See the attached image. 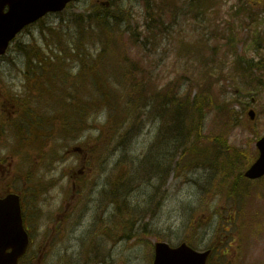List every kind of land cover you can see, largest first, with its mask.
I'll return each mask as SVG.
<instances>
[{"label":"rangeland","instance_id":"obj_1","mask_svg":"<svg viewBox=\"0 0 264 264\" xmlns=\"http://www.w3.org/2000/svg\"><path fill=\"white\" fill-rule=\"evenodd\" d=\"M108 1L81 0L73 5L68 13L62 15V18L52 16L46 20L47 23L44 25L48 28H56L57 31H62L64 35H67L72 16L85 11V14H88L91 5L96 3L101 6L104 5L101 2ZM113 3L114 0H111L108 5H105L111 6V12L118 9ZM183 3L184 1H180V4L183 5ZM241 5L243 3L240 0L202 2V6L207 9L215 8L214 10L209 9L210 17L214 19L220 17L227 19L228 15L234 11V7ZM124 6L137 12V19L130 27L133 34L137 33L139 27L145 26L147 21L140 7L142 0H125ZM175 8L178 9L179 6L176 4ZM259 15L258 19L263 18L264 20V9L259 12ZM165 18L168 25L174 23V20L167 14ZM176 22L177 26L173 28L175 31L171 28L170 31L174 32L170 34L167 32L155 38L149 35V39L143 42L145 47L143 51L138 45L128 46L132 60L141 71V74H136V77L142 78L145 83L142 88H137L140 92L139 102L143 105V110L136 109L135 112L134 109L130 115L126 116L122 122L124 124H110L106 128L104 123L107 115L110 114V108L105 107L103 111L89 119L96 126L92 131L84 133L81 139L73 141L60 139L56 143L51 134L46 138L42 137L43 141L49 139L51 141H48L44 147L37 144V150L33 152L28 168L24 162L29 159L30 154L22 155L18 152L23 144L15 141L14 135H8V131L14 134L13 122L19 123L18 104H15L13 93L9 90L12 88L20 92L23 83L21 72L24 70L25 60L23 54L17 51L16 45L29 44L34 39L43 45L41 28L36 26L31 28V31L30 29L25 31L12 44L9 53L0 58V119L5 124L2 128L4 133L0 134V193L15 190L22 195L26 225L35 243L25 264H69L70 261L72 264L84 263L88 247L81 240L85 238L83 236L85 232H88V227L91 228L95 213L103 209L106 200H110L105 194L106 191L111 190V185L107 187V180L110 183L115 181L118 196L117 204L109 208L113 213L110 215L108 224L115 232L112 241L107 236H102L103 244L101 245L104 252L107 249L111 251L105 261L97 264H150L152 244L160 240L176 247L186 239L190 241L189 233L193 237L192 246L201 251L211 246L212 243L220 246V252L225 250V245L232 247L226 259L218 257L214 264H264V181L251 186L243 180L237 181L236 184L231 181L227 183L226 187L232 189V196L238 199L254 187L252 202L245 205V210L252 214L246 215V227L241 231L244 222L239 224L236 220L233 211L234 204L220 196L210 199L211 192L207 188H215L217 184L214 182L212 184L211 171H207L209 168L199 167L198 170L189 174L186 168L181 169L178 164L183 160L181 154L183 148L180 144L168 142L165 137L168 136L166 122L163 123L159 118L149 117L153 114L144 109L145 100L149 98L152 104L155 101L152 93L161 92L165 88L170 89L168 91L172 97L176 95L179 98L188 93L193 98L201 92V96L205 98L204 94L207 91L199 87V83L205 82L206 67H210L211 64H204L207 55L205 52L203 54L198 52L196 48L199 37L202 35V28L192 20L184 21V17H178ZM261 29L264 32V23ZM72 30L78 37L77 29ZM44 32L46 37L51 38L49 29ZM241 37L244 40L248 38L246 33ZM124 41L127 42L129 39L124 38ZM212 44L219 45L215 41H212ZM114 51L118 54L122 52V50ZM240 52L252 56L254 51L240 43L236 49L230 51V54L233 56ZM219 55L221 60L212 62L214 66H219L222 60L229 57L228 50L222 49ZM114 57L119 60L118 57ZM88 71L91 73L90 69L85 70L87 81L89 80ZM228 71L232 74L236 73L232 62ZM231 73L228 77H226L227 73L218 77L229 78ZM237 73L240 74V72ZM128 74L134 75L135 72H128ZM256 77L258 78L257 75ZM259 77L262 83L259 79L252 82L239 76L241 85L239 87L230 79L216 83L211 90L216 96L218 95L219 104L223 108L224 106L231 108L232 113L238 118V123L230 120L227 125L224 113L218 114L214 108L204 121L203 130V137L216 131L217 133L227 131L226 139L229 144L238 150H247L250 160L256 154V138L264 136V74ZM124 79L125 76L122 73L120 81ZM184 79H191L192 82L188 83L184 90H180L178 89L179 84ZM174 87L177 89L172 90ZM116 88L121 91L125 102V90H122L119 85ZM153 88H155L154 91H152ZM88 90L86 89L84 93L86 102H89ZM253 92L258 94V97ZM253 97L256 99L254 103H252ZM45 103L49 104V102ZM101 107L102 105L97 108ZM250 109L256 112L254 121H251L248 115ZM139 117L143 123L138 119ZM42 132L43 135L48 134L47 129ZM28 140L27 137L26 142ZM205 142L208 140L206 139ZM51 146L56 148L59 155L65 159L60 162L63 167L60 166L53 174L55 179H51ZM75 147L80 148L81 152H75L77 151ZM108 151H110L109 155L106 154ZM150 155L151 163L147 159ZM174 155L176 156L173 157ZM166 160L171 161V167L166 183L162 185L163 181L152 179L155 173L151 170L154 168L153 163L163 166ZM247 163L248 161L245 163L240 161L232 178L239 179L238 174ZM23 164V173H21L19 166ZM31 171L34 172V178L29 177ZM62 171H64V176H62ZM160 173L165 175L164 171ZM71 180L75 182L76 188H73ZM55 183L57 184L54 188ZM84 185L87 187L83 196L85 201L89 200V205L87 204V210L83 211L82 226L77 228L72 224L75 223L74 216L80 214L83 206L79 208L78 213H76L78 209L74 210L76 212L73 214L72 221L56 231L51 241L53 222L46 221L47 217L52 211H64L66 209L65 195L78 197L82 193L79 188L83 189ZM194 213H198V216L193 215ZM254 214L258 219L256 223H252L251 219ZM195 216L196 223L191 226L192 221L196 219ZM200 227H202L201 231L197 232ZM195 232L198 233L197 236L194 235Z\"/></svg>","mask_w":264,"mask_h":264},{"label":"trees","instance_id":"obj_2","mask_svg":"<svg viewBox=\"0 0 264 264\" xmlns=\"http://www.w3.org/2000/svg\"><path fill=\"white\" fill-rule=\"evenodd\" d=\"M195 1L196 0L191 1L192 6H194ZM158 8L161 9L162 6H158ZM201 14L206 17L205 12L199 11V15ZM159 20L160 23L158 26L162 29L165 28V23L162 22V14H159ZM115 22H117V20H115ZM96 28L97 30L90 27L87 30L83 29V37L85 40L87 37L93 38L96 35L100 36V39L107 41L103 45L104 52L108 49L110 42H112L113 44L115 43V41H111V37H115L117 31H119L120 28L115 29L112 25H109V22L106 20V18H103L100 20V22H97ZM153 37L155 38V35H153ZM137 40H139V37H137ZM63 44V42H59L58 48L64 52V55L53 53V57L46 56L40 49H38L34 51V57H32L30 53L26 51V55L28 58L26 67H28L29 71H31L33 80L29 81V91L28 94H26V96L24 97V100L26 102L24 107L25 110L21 113L20 116H22V120H25V123L29 126L33 124L31 119H29V116L31 115V100L34 96H36L40 100H57L59 98H63L59 95L58 90L59 87H65V83L57 84L58 80L51 78V75L57 76L61 74L60 71L51 70L55 68L64 69V67L66 66V60H68L67 57L72 55L69 49H66L62 46ZM113 47V49H120L118 43ZM196 48L198 52L203 54L204 51L209 48V43L208 41L201 39L200 41H198ZM81 49H83L84 51L88 49V47H86V45L82 43L72 50L78 52L81 51ZM102 57L103 54L97 61H95V64L87 66L88 69L91 70V72L95 71L96 69L99 71V79L97 80L98 88L91 95H88L87 98L89 102H85L84 106L79 105L78 108L82 109L83 106L82 111L84 110L86 119H88L92 111L98 112L101 109L104 110L105 107H109L110 114L108 115V121H111L110 123L112 124L119 125L125 120L126 116L131 114L134 109L135 112L136 109H142L143 105L139 102L140 92L137 88H142L145 83L142 78H137L136 75L126 74L122 85L126 93L125 96L127 104H123L122 100L125 98L123 95H121V91L118 89H114V86L112 85V83H110L112 82L111 76H114L113 80H115L117 84L121 82V72L118 68H122L123 64L120 63L119 60L115 57H112L110 61H108V63L102 64ZM206 69L207 78H205L206 80L204 83H199V87H202L205 91H207L206 94L203 93L205 98L201 96V92H199L198 96H195L194 98H191L190 94L188 93L182 95L179 98L176 95H173L172 97V95L168 91L170 90L169 88H165L161 92L154 91L155 88H153L152 91L154 92L152 93V95L155 98V101L150 104V101L148 100L149 98H147L145 100L144 109H147L148 112H151L150 114L165 115L168 117L165 120L167 124L166 130L168 131L167 140L169 142H174L175 144H180V147L183 148L181 153L183 160L178 164L179 166H181V169L186 168L187 170H189L197 168L201 163L204 164L207 160L210 163L214 162L213 166L216 168H221L223 171L225 169H231L232 173H235L237 164L240 163V161H243V163L248 161V152L245 150H238L230 145L228 140L226 139L227 131L226 133L225 131L221 133H217L216 131L213 134H210L208 136L204 135L205 137H203L204 121L210 114L211 110H213L214 108L218 114L224 113V118L227 122V125L230 120H234V123H238V118H236V115L232 113V110H228L227 112V110H225L226 107L224 106L225 108H223V106L219 104L218 97L215 95L214 91L211 90L214 85L213 69L208 67ZM109 71L113 72H111L110 74ZM88 73L90 74L89 71ZM61 84L63 86H61ZM175 88L177 89V87H174L172 88V90ZM64 91L65 90H63V92ZM100 105H102V107L97 108V106ZM174 107V112H170V110L172 111ZM68 108L72 109L67 112L70 118L74 116L75 110L73 108L75 107L70 104ZM65 116L66 114L61 112L59 118L58 113L55 112L52 115V120L59 121L60 123H66ZM172 116H174V118ZM138 119H140V117ZM38 136L39 137L37 140V144H39L40 147H44L46 145V141L42 140V137L44 136L41 135L40 132L38 133ZM206 139L208 140V142H205ZM30 141L32 140L29 139L28 142ZM219 149H223L226 152L221 153L218 151ZM175 156L176 155H174L173 157ZM167 165L168 167H171L170 160L169 162H167ZM241 173L242 172L240 171L239 174ZM239 215L240 219H237L236 217L238 223H245L247 217H243L242 211ZM251 219L252 223H256L258 220L255 214L252 215ZM243 229L244 228L242 226L240 230L243 231Z\"/></svg>","mask_w":264,"mask_h":264},{"label":"water","instance_id":"obj_3","mask_svg":"<svg viewBox=\"0 0 264 264\" xmlns=\"http://www.w3.org/2000/svg\"><path fill=\"white\" fill-rule=\"evenodd\" d=\"M74 0H50L44 6H25L31 10L30 15H35L30 20L39 17L42 11L62 10L65 5ZM13 9L11 19L15 22V31L13 33H3L4 19L0 17V53H2L7 42L13 37L14 33L23 26L20 19L18 20V11L21 6H11ZM19 27V28H18ZM254 118V112H251ZM257 147L260 152L258 160L246 172V176L250 179H258L264 176V137L259 140ZM12 222V223H11ZM27 244L26 235L22 229L19 197L10 195L4 200H0V264H17L18 258L24 253ZM13 251L8 253V249ZM209 252L198 254L186 246L177 250H171L168 246L159 245L157 248L156 264H206Z\"/></svg>","mask_w":264,"mask_h":264}]
</instances>
